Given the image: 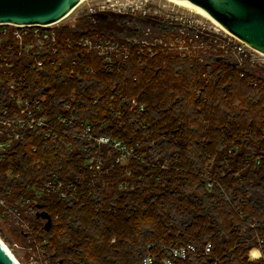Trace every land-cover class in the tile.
<instances>
[{
  "label": "trees",
  "instance_id": "trees-1",
  "mask_svg": "<svg viewBox=\"0 0 264 264\" xmlns=\"http://www.w3.org/2000/svg\"><path fill=\"white\" fill-rule=\"evenodd\" d=\"M147 29L158 34L167 28L141 16L88 14L74 28L58 29L55 66L34 69L32 58L10 59L22 80L18 93L40 100L45 115L74 119L71 127L61 125L57 139L27 131L13 142L0 161V196L16 199L28 184L55 176L77 187L78 200L43 196L34 206L35 226L59 263L143 264L152 255L154 264H264V245L262 258L248 261L257 247L249 225L264 235V78L217 54L188 62L159 53L108 70L77 46L81 36L143 38ZM208 68L210 80L203 77ZM9 94L4 83L1 107H13ZM132 98L145 105L142 114L131 110ZM234 99L241 101L236 108ZM81 121L95 137L122 140L137 158L144 155L143 162L133 160L132 177L115 164L117 152L107 158L108 147L66 135ZM95 155L103 170L113 167L108 174L92 177L87 163ZM41 212L50 220L38 217ZM207 244L211 256L204 254ZM187 246L196 253L185 260L172 256V249ZM251 255L261 254L255 249Z\"/></svg>",
  "mask_w": 264,
  "mask_h": 264
},
{
  "label": "built area",
  "instance_id": "built-area-1",
  "mask_svg": "<svg viewBox=\"0 0 264 264\" xmlns=\"http://www.w3.org/2000/svg\"><path fill=\"white\" fill-rule=\"evenodd\" d=\"M187 22L192 24L190 21ZM60 23L62 21L47 26L0 24V87L4 83L6 84L10 92L9 96L14 104L11 108L0 106V161L4 159V153L11 147L13 142L24 139V132L42 133L44 139H57L63 133L61 125H65L68 128L73 122L74 116L70 118L58 112L52 117L45 115L43 113L45 108L40 100L27 99L18 93L22 80L14 76V63L10 61L12 58L28 57L32 58V67L34 69L42 68L47 62H50L51 66H55L56 60L53 56L59 52L58 29L61 27ZM75 23H70L68 26L74 28ZM145 35H148V37L127 36L122 39L81 36L77 41V46L88 54H95L106 69H121L122 65L133 57L145 60L147 58H155L160 53L163 47L161 46V39L158 36H153L150 30L146 31ZM228 35L230 36H225L222 39L214 36V34L195 31V37L201 48L209 51L211 55L217 54L225 58V60L230 59L233 62L230 63L237 68L244 66V63H260L264 59L262 54L250 48L230 33ZM66 44L71 48L74 45V40L67 38ZM85 70L93 72L91 67H86ZM241 76L243 77V74ZM204 77H206L205 74ZM6 79H8L7 82H5ZM94 103L97 104L98 99H95ZM129 104L131 110L137 114H142L145 111V105L139 103L135 98H132ZM64 109L66 111L69 110L70 105L65 104ZM80 126L83 132L80 136L89 140L88 143H95L98 147H108L115 152H119L121 156L133 154L135 157L133 149H130L122 140L108 136L95 137L88 122L81 121ZM84 149L86 150L87 146ZM236 149L237 146L232 148L229 154ZM33 151L36 152V148ZM138 159L143 162L144 157ZM88 162H90L92 177L100 176L103 172L100 158L95 155ZM259 164L260 159H257L256 165L258 166ZM211 187L212 185L209 183L207 188L210 190ZM43 196H57L61 200H78L79 190L73 183L63 181L56 176L45 182L30 183L14 199L16 210L19 209L24 218L35 217L36 210L34 206L38 204ZM9 198L8 196L4 201L8 203ZM249 226L255 232L257 247L252 248L248 256L251 261H257L262 258L261 248L264 245V235L258 233L255 223ZM255 249L261 254L259 258H254L251 255V252ZM171 251L174 258L185 260L189 254L196 253V248L187 246L175 248ZM204 254L211 256V244H207ZM154 261L155 259L152 255H147L143 264H154ZM163 264L173 263L170 259H165ZM213 264L220 263L215 261Z\"/></svg>",
  "mask_w": 264,
  "mask_h": 264
},
{
  "label": "rangeland",
  "instance_id": "rangeland-1",
  "mask_svg": "<svg viewBox=\"0 0 264 264\" xmlns=\"http://www.w3.org/2000/svg\"><path fill=\"white\" fill-rule=\"evenodd\" d=\"M101 12H113L121 15H130L133 17L141 16L153 19V21L167 28L159 31L158 34H152L153 36H158L162 41L161 46L163 47L160 53H165L173 59L188 62L193 60L202 61V59L211 56L209 51H205V49L200 47L195 37V31L207 32L211 35L214 34V36L222 39H224L225 36H230L227 32H224L203 16L167 0H85L68 18L60 23V26L76 22L78 18L82 16ZM187 21H190L192 24H188ZM225 61L227 63L231 62L230 59H226ZM243 68L252 69L257 72V76L264 78V59H262L260 63H244V66L239 69L242 70ZM211 71L210 68L206 69V73H204L206 77H204V75L203 77L209 78L210 80ZM255 86H257V83ZM262 86L264 87V85ZM233 103V106L236 108L241 104V101L234 99ZM71 125L72 124H70L69 127H71ZM68 131L66 135L70 137H81L80 134L83 133L81 126L80 128L77 127L75 131L74 129ZM65 146L71 148V143ZM111 153H113V150L110 149L107 158H111ZM142 157H144V155ZM133 160H136V162L137 160L139 161L133 154L121 156L120 153L117 152L115 164H119L120 167L124 169L123 172H125L127 178L132 177V168L134 167L133 164H135ZM87 164L91 170L90 162ZM103 165L104 161L102 162V166ZM111 168L113 167L111 166L104 169L100 176L108 174ZM9 174L11 175L12 171H10ZM6 198H8L6 195L4 197L0 196V241L6 245L14 255L16 261H18L19 264H63L62 262L59 263L58 259H55L52 255L48 248L46 237L41 233V228L35 226V218H24L20 210H16L17 207L15 205L12 206L4 201ZM10 200L14 201V198H10ZM14 203L15 202H13V204ZM248 261L253 262L249 257Z\"/></svg>",
  "mask_w": 264,
  "mask_h": 264
},
{
  "label": "water",
  "instance_id": "water-1",
  "mask_svg": "<svg viewBox=\"0 0 264 264\" xmlns=\"http://www.w3.org/2000/svg\"><path fill=\"white\" fill-rule=\"evenodd\" d=\"M84 0H0V24L53 25ZM213 20L250 48L264 54V0H175ZM38 217L50 220L48 213ZM50 229V221L46 226ZM0 264H17L0 241Z\"/></svg>",
  "mask_w": 264,
  "mask_h": 264
},
{
  "label": "bare ground",
  "instance_id": "bare-ground-1",
  "mask_svg": "<svg viewBox=\"0 0 264 264\" xmlns=\"http://www.w3.org/2000/svg\"><path fill=\"white\" fill-rule=\"evenodd\" d=\"M84 1H85V0H84ZM167 1L172 2V3H175V4H178L179 6H183V7L187 8V9H190L191 11L196 12L197 14H199V15L203 16L204 18H206L207 20L211 21L213 24H215L216 26H218V27H219L221 30H223L224 32H227L226 30H224V29L222 28V26H220L219 24H217V23L214 22L213 20H211V19L205 17L204 15L198 13L197 11L191 9L190 7H188V6H186V5H183V4H181V3H179V2H177V1H175V0H167ZM81 3H82V2H81ZM81 3H80V4H81ZM80 4H79V5H80ZM79 5H78V6H79ZM227 33L229 34V32H227ZM260 54H262V53H260ZM262 55L264 56V54H262ZM3 245H4V247L6 248V250L11 254V256L14 258V260L16 261L14 255L10 252V250L6 247V245H5L4 243H3ZM256 250H257V249H256ZM16 263L19 264L18 261H16Z\"/></svg>",
  "mask_w": 264,
  "mask_h": 264
}]
</instances>
